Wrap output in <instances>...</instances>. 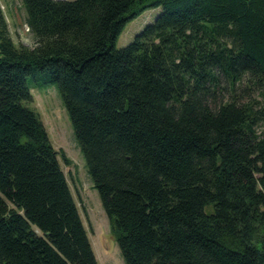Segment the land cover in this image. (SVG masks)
<instances>
[{"label":"trees","instance_id":"trees-1","mask_svg":"<svg viewBox=\"0 0 264 264\" xmlns=\"http://www.w3.org/2000/svg\"><path fill=\"white\" fill-rule=\"evenodd\" d=\"M21 3L33 48L0 7V264H98L28 78L56 87L124 264H264V0Z\"/></svg>","mask_w":264,"mask_h":264},{"label":"rangeland","instance_id":"rangeland-1","mask_svg":"<svg viewBox=\"0 0 264 264\" xmlns=\"http://www.w3.org/2000/svg\"><path fill=\"white\" fill-rule=\"evenodd\" d=\"M0 7L15 46L33 48L35 40L28 32L26 13L21 0H0ZM161 9H149L129 21L117 41L116 49L129 45L135 36L160 14ZM32 109L42 122L51 145L65 175L70 192L78 209L82 224L98 264H124L112 225L104 213L98 193L87 173L85 161L76 143L67 112L54 85L40 87L27 79ZM264 134V122L258 128Z\"/></svg>","mask_w":264,"mask_h":264},{"label":"water","instance_id":"water-1","mask_svg":"<svg viewBox=\"0 0 264 264\" xmlns=\"http://www.w3.org/2000/svg\"><path fill=\"white\" fill-rule=\"evenodd\" d=\"M54 1H65V0H54Z\"/></svg>","mask_w":264,"mask_h":264},{"label":"built area","instance_id":"built-area-1","mask_svg":"<svg viewBox=\"0 0 264 264\" xmlns=\"http://www.w3.org/2000/svg\"><path fill=\"white\" fill-rule=\"evenodd\" d=\"M26 28H27V30H28V32H29V29H28V27L26 26Z\"/></svg>","mask_w":264,"mask_h":264}]
</instances>
